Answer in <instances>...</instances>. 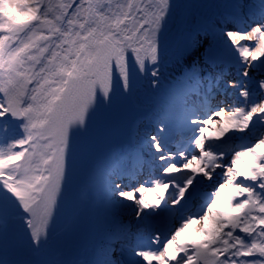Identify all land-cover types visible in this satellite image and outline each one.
Instances as JSON below:
<instances>
[{
	"label": "snow or ice",
	"instance_id": "6c2138e0",
	"mask_svg": "<svg viewBox=\"0 0 264 264\" xmlns=\"http://www.w3.org/2000/svg\"><path fill=\"white\" fill-rule=\"evenodd\" d=\"M170 60L187 67L166 82ZM144 81L154 131L148 158L135 154L129 168L132 152L99 145ZM221 83L236 98L213 107ZM177 88L197 99L170 103ZM257 124L264 0H0V264H264V135L232 144ZM144 169L142 183L116 182ZM99 178L107 207L138 222L167 213L179 226L133 240L121 225L112 234L128 243L121 261L108 247L103 260L65 254L77 181ZM189 225L198 239L182 238Z\"/></svg>",
	"mask_w": 264,
	"mask_h": 264
},
{
	"label": "rangeland",
	"instance_id": "374dc122",
	"mask_svg": "<svg viewBox=\"0 0 264 264\" xmlns=\"http://www.w3.org/2000/svg\"><path fill=\"white\" fill-rule=\"evenodd\" d=\"M222 2V0H221ZM245 3L248 2V0H244ZM172 28V32L174 35L178 34V29L181 27V21L179 18H176L173 23L170 25ZM187 66L182 64H177L174 61H169L167 64V80L166 82H170L173 79H176L183 75V71L186 69ZM231 75H235V70H231ZM147 89V81L143 82V85L138 88L136 94L134 97H132L128 103V108H124L127 110H130L134 114L133 119L131 121L123 119V110L120 111L117 115L116 120H118V124L120 127H117L116 129V136H112L110 141L114 146H116L112 151L119 153L121 151H124L125 153L129 152H135L137 154L143 155L144 158H146L144 153V147L142 144H138L136 142V136L137 128L140 127L143 123L151 124L147 108L148 104L145 102V94ZM183 88H177L176 94L173 98L178 97V95L181 94L183 91ZM223 91H225L223 86ZM230 93L234 94L236 97V92L232 89H228ZM225 91V92H227ZM216 94H213V97ZM172 98V99H173ZM215 98H212V101H214ZM223 100H219L220 103H222ZM170 102V101H169ZM224 102V101H223ZM121 118V119H118ZM124 125V127H123ZM118 131V132H117ZM264 135V125L257 124L250 132H248L247 136L243 140L237 139L232 142L233 146L242 144V143H250L254 142L255 139H257L259 136ZM135 155V154H134ZM129 156L132 155H126L125 159L128 160ZM134 159V157H133ZM147 159V158H146ZM129 168L132 167V164L127 161ZM128 178V177H127ZM135 179V178H134ZM128 182L131 181L132 183L135 182V180H127ZM100 183L101 179L99 178L96 181L95 186L89 185L87 182L84 181V185L82 187L74 188L73 192V199H86L88 202H86L84 205L88 207H84L82 210L83 213L86 214V216H83V222H85V225H94L99 228L102 227L101 230H94L93 228L87 227L82 229L83 232L79 237L82 236V238H79L78 235L73 236L75 240L68 246L63 248V252L65 254H71L73 258L78 259H85L90 258L94 259L95 251L98 248L99 241L104 243L110 242V247H113L112 241L115 239H121L122 237H115L112 234L116 232L117 228H119L121 225H126L127 227H130V229L133 227L134 224H136V227H140V222L137 221L134 213L131 209H124V210H118V209H112L106 206L103 198H102V192L100 190ZM82 185V184H81ZM80 190L87 191V197L83 196ZM202 192L211 193L214 189L210 188L208 189L205 185L202 188ZM201 202V198L198 195L194 205L193 209L195 210V206L198 205ZM75 204V203H74ZM77 204H75L76 207ZM67 208V206H66ZM131 215L133 218L127 219V216ZM69 221L68 219V213L65 211L62 213L61 218L57 222L56 227V234L57 236L61 235V230L63 226L66 225V223ZM144 223V222H143ZM200 236L199 232L196 230H191V233L186 232L182 235V238L185 241L188 240H195L198 239ZM79 238V239H78ZM117 248V247H116ZM120 248H117L119 251ZM47 258H57L60 256L59 252H49L46 254Z\"/></svg>",
	"mask_w": 264,
	"mask_h": 264
},
{
	"label": "bare ground",
	"instance_id": "6f19581e",
	"mask_svg": "<svg viewBox=\"0 0 264 264\" xmlns=\"http://www.w3.org/2000/svg\"><path fill=\"white\" fill-rule=\"evenodd\" d=\"M215 94L216 95L213 97V98H215L214 101L211 100V104L213 107H215L217 104H221L219 102V100H223L224 102H227V103H232L236 98L234 96V94L230 93L229 91H227V92L223 91V83H221V87L215 92ZM196 99L197 98L194 95H191V94L186 95L185 90H183L181 92V94L178 95V97L173 98L170 101V103H175V104H185L186 103L189 106H191L192 102ZM223 101H222V103H224ZM127 102H129V100L126 101L120 108L116 109L114 111L113 115L107 121V124H106L105 129H104V133H103L100 145H99V148L101 150H111L112 151L116 147V146H114V144L111 143L110 139L112 136H116V129H117V127H120V125L117 122L118 120H116L117 115L120 111L123 110L122 111L123 112V119L129 120V121H131L133 119L134 114L132 112H130V110L126 111V109H124V108H128ZM118 119H121V118H118ZM123 127H124V125H123ZM152 131H154V126L152 124H148V123H143L140 127L137 128V133L135 134L136 142H138V144H142V146L144 147V153L147 152V146L145 145L144 142L147 139V134L152 132ZM175 143H176V141L174 139L168 140V146L170 148L174 149ZM132 153H133L132 156H129V158L127 160L131 164L133 163V160H134L133 159L134 154H137L135 152V150ZM145 156H146V158H148L146 154H145ZM146 158H144V159H146ZM150 175H151L150 170L144 169V170L140 171L139 175L133 177L131 180H135V182L139 181L142 183L145 180H148ZM127 177L128 176H124L122 178V180L116 179L115 177H109V178L110 179H116L117 183H123V184L132 183L131 181H129V182L127 181L129 178V177L128 178ZM100 179H101L100 190L102 192L103 178H100ZM83 185H84V181L82 179H80L77 181V184L75 187L80 189V187H82ZM207 188L210 189L212 187L207 186ZM80 192L82 193V197L88 196L87 191L80 190ZM86 202H88V200H86L85 198L82 200L73 199V201H72V207L75 209V211H74L75 220H74V223H72L71 243L75 240V238L73 236L78 235V237H79V235H81V233L83 232L82 229L84 228V226H85V228L87 227V229L93 228L94 230H101V231L103 230L102 227L99 228V227L94 226V225H91V226L85 225V222H83V216H86V214L83 213L82 210L84 209V207H88V206L84 205ZM74 203L77 204L76 207H75ZM131 218H133V216L128 214L127 219H131ZM68 223H69V221L66 223L65 226H63V228L61 230L62 231L61 235L63 234ZM136 224H137V222H136ZM136 224H134L131 229H130V227H127L133 240H134L135 234L137 232L147 231L149 234H151V233L156 232L157 230H159V232L161 233V238L164 239V236L170 227H173V226L178 227L179 226L178 220H174V218L171 217L167 213H165L162 216H156L155 218H148L145 221H141L139 228L136 227ZM193 229L196 230V227H194L193 225H189L188 229H186L183 234H185L186 232L191 233V230H193ZM79 238H82V236ZM112 243H113V247H110V242H108L107 244L106 243L103 244L102 242L99 241L98 248L95 251L94 260H103L104 259L103 249L106 247L110 248L111 255H112V258L114 260H116V261L123 260L125 258V256H124V254H122V249H127V247H128L127 241H125L124 238L122 237L121 239H115L114 241H112ZM116 247L120 248L119 251L117 250Z\"/></svg>",
	"mask_w": 264,
	"mask_h": 264
}]
</instances>
